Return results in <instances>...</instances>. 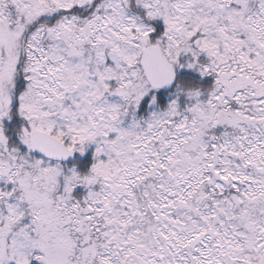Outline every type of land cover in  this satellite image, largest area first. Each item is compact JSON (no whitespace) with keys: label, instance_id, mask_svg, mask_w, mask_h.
<instances>
[{"label":"snow or ice","instance_id":"snow-or-ice-1","mask_svg":"<svg viewBox=\"0 0 264 264\" xmlns=\"http://www.w3.org/2000/svg\"><path fill=\"white\" fill-rule=\"evenodd\" d=\"M0 264H264V0H0Z\"/></svg>","mask_w":264,"mask_h":264}]
</instances>
